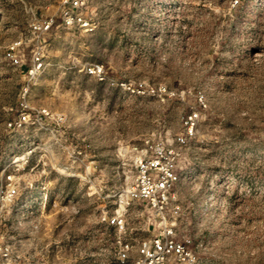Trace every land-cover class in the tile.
<instances>
[{
    "label": "rangeland",
    "instance_id": "obj_1",
    "mask_svg": "<svg viewBox=\"0 0 264 264\" xmlns=\"http://www.w3.org/2000/svg\"><path fill=\"white\" fill-rule=\"evenodd\" d=\"M84 1L91 32L60 24L63 0H0V181L20 183L0 243L20 264H135L160 222L123 195L149 141L181 150L171 221L194 264H264V0ZM23 97L58 121L9 127Z\"/></svg>",
    "mask_w": 264,
    "mask_h": 264
},
{
    "label": "built area",
    "instance_id": "obj_2",
    "mask_svg": "<svg viewBox=\"0 0 264 264\" xmlns=\"http://www.w3.org/2000/svg\"><path fill=\"white\" fill-rule=\"evenodd\" d=\"M233 6L239 4V0H231ZM84 0H63L60 24L69 29H81L86 32L94 30V23L91 19L83 15L82 8ZM55 24L54 18H50L42 23L35 24L34 31L45 34L50 31ZM19 43L11 46L7 50V58L12 64L22 66L21 57L16 52ZM45 61L41 50L35 51L31 64L28 68L30 79H35L44 69ZM101 67L90 68L91 74ZM26 90L25 92H27ZM32 117L37 121L55 119L52 112L47 109L35 110L31 108L23 97L20 103V110L16 119L8 125L13 129L23 128L31 123ZM50 133L58 132L53 128H45ZM180 144H185V138L178 139ZM133 154L134 173L133 180L124 190L125 203L141 204L152 211L159 219L158 232L148 241H144L138 248V258L135 264H194L196 256L190 247V240L180 241L175 236V218L180 212V207L175 204V187L180 180L179 160L181 150L176 147L166 146L164 144H153L146 141L142 144H136L131 147ZM19 168L17 169V172ZM20 183L16 175L10 174L4 181H0V226L5 220V215L10 206L19 195ZM119 227L124 226V220L117 216L109 222ZM127 249L129 247L127 246ZM128 256L124 251L120 256L121 264H125ZM21 256L14 255L9 244L0 243V264H20ZM28 264H32L28 260Z\"/></svg>",
    "mask_w": 264,
    "mask_h": 264
},
{
    "label": "crops",
    "instance_id": "obj_3",
    "mask_svg": "<svg viewBox=\"0 0 264 264\" xmlns=\"http://www.w3.org/2000/svg\"><path fill=\"white\" fill-rule=\"evenodd\" d=\"M68 239H70V238H68ZM29 241H30V244H31L32 241H33V238H30ZM30 258H32V257L30 256Z\"/></svg>",
    "mask_w": 264,
    "mask_h": 264
}]
</instances>
